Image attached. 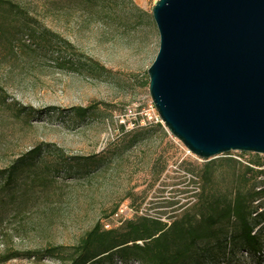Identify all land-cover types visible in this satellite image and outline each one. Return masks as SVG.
<instances>
[{
    "label": "rangeland",
    "instance_id": "374dc122",
    "mask_svg": "<svg viewBox=\"0 0 264 264\" xmlns=\"http://www.w3.org/2000/svg\"><path fill=\"white\" fill-rule=\"evenodd\" d=\"M156 1L0 0V251L69 252L97 222L168 221L195 201L188 161L202 159L157 121L148 89ZM229 153L244 163L264 158ZM230 178L220 174L215 184ZM255 182L264 188V172ZM172 198L178 204L165 206ZM253 206L264 214V194ZM253 232L263 244L257 258L201 243L199 253H216L193 264H264V218ZM57 256L8 264H58Z\"/></svg>",
    "mask_w": 264,
    "mask_h": 264
},
{
    "label": "water",
    "instance_id": "95a60500",
    "mask_svg": "<svg viewBox=\"0 0 264 264\" xmlns=\"http://www.w3.org/2000/svg\"><path fill=\"white\" fill-rule=\"evenodd\" d=\"M147 69L168 132L201 159L264 155V0H157Z\"/></svg>",
    "mask_w": 264,
    "mask_h": 264
},
{
    "label": "trees",
    "instance_id": "16d2710c",
    "mask_svg": "<svg viewBox=\"0 0 264 264\" xmlns=\"http://www.w3.org/2000/svg\"><path fill=\"white\" fill-rule=\"evenodd\" d=\"M229 154L202 159L200 163L188 161L187 172L197 179L199 192L192 204L184 205L181 213L168 216V221L156 216H135L108 229L97 222L69 252L57 247L20 253L4 247L0 251V264H8L22 255L39 260L53 257L54 253L58 255V264H113L115 257L124 264L131 260L138 264H193L216 253H199L197 245L201 243L213 244L218 252L228 246L243 248L257 258L263 244L253 228L264 214L256 212L253 203L264 194V188L255 189L256 177L264 172L261 169L264 158L244 163ZM220 174L231 175L228 185L215 184ZM177 204L172 198L165 206ZM2 215L0 210V220Z\"/></svg>",
    "mask_w": 264,
    "mask_h": 264
},
{
    "label": "built area",
    "instance_id": "2783aa9c",
    "mask_svg": "<svg viewBox=\"0 0 264 264\" xmlns=\"http://www.w3.org/2000/svg\"><path fill=\"white\" fill-rule=\"evenodd\" d=\"M158 122L162 123L160 117H159V120H157ZM124 213V208L123 206H120L113 214H112V217L115 218V219H119L120 216Z\"/></svg>",
    "mask_w": 264,
    "mask_h": 264
}]
</instances>
